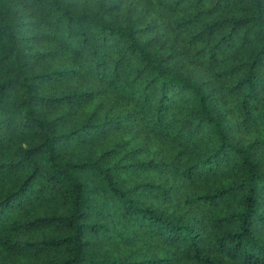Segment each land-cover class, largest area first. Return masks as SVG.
Returning <instances> with one entry per match:
<instances>
[{
  "label": "trees",
  "instance_id": "trees-1",
  "mask_svg": "<svg viewBox=\"0 0 264 264\" xmlns=\"http://www.w3.org/2000/svg\"><path fill=\"white\" fill-rule=\"evenodd\" d=\"M0 0V264H264V0Z\"/></svg>",
  "mask_w": 264,
  "mask_h": 264
},
{
  "label": "rangeland",
  "instance_id": "rangeland-1",
  "mask_svg": "<svg viewBox=\"0 0 264 264\" xmlns=\"http://www.w3.org/2000/svg\"><path fill=\"white\" fill-rule=\"evenodd\" d=\"M77 3H78V8H81V6L83 5H90V4H95L96 2H99L100 0H76ZM108 2H113V1H117V2H120L121 0H107ZM125 2H123L122 4V8L125 9L126 7V0H124ZM16 264H22L21 262H17Z\"/></svg>",
  "mask_w": 264,
  "mask_h": 264
}]
</instances>
